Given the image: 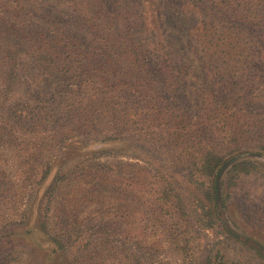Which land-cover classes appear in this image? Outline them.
<instances>
[{"label": "trees", "instance_id": "1", "mask_svg": "<svg viewBox=\"0 0 264 264\" xmlns=\"http://www.w3.org/2000/svg\"><path fill=\"white\" fill-rule=\"evenodd\" d=\"M0 114L45 186L41 230L71 175L123 155L184 170L193 210L159 200L211 229L225 163L264 156V0H0ZM262 171L245 160L226 177Z\"/></svg>", "mask_w": 264, "mask_h": 264}, {"label": "rangeland", "instance_id": "2", "mask_svg": "<svg viewBox=\"0 0 264 264\" xmlns=\"http://www.w3.org/2000/svg\"><path fill=\"white\" fill-rule=\"evenodd\" d=\"M22 149L8 134L0 137V264H132L133 257L138 264H264V171L239 174L232 185L227 171L215 225L200 231L159 200L166 189L193 210L196 194L184 170L159 175L155 159L103 157L95 171L62 185L41 230L45 186L30 179ZM260 158L253 160L264 164Z\"/></svg>", "mask_w": 264, "mask_h": 264}, {"label": "water", "instance_id": "3", "mask_svg": "<svg viewBox=\"0 0 264 264\" xmlns=\"http://www.w3.org/2000/svg\"><path fill=\"white\" fill-rule=\"evenodd\" d=\"M259 155L255 154V153H244V154H239L236 156H233L232 158H230L224 165V167L222 168V172L219 175V177L217 178V197L215 199L216 205L219 206L220 204V181L221 178L223 177V175L231 168L232 165L241 162V161H245V160H253L258 158ZM261 161L264 162V156L260 158Z\"/></svg>", "mask_w": 264, "mask_h": 264}]
</instances>
